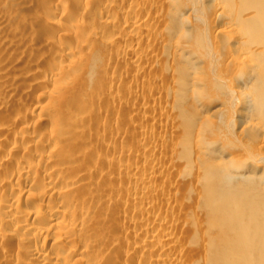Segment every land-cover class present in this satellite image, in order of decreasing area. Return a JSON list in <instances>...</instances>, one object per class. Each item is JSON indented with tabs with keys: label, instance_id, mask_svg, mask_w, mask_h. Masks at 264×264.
Segmentation results:
<instances>
[{
	"label": "bare ground",
	"instance_id": "bare-ground-1",
	"mask_svg": "<svg viewBox=\"0 0 264 264\" xmlns=\"http://www.w3.org/2000/svg\"><path fill=\"white\" fill-rule=\"evenodd\" d=\"M0 264H264V0H0Z\"/></svg>",
	"mask_w": 264,
	"mask_h": 264
}]
</instances>
